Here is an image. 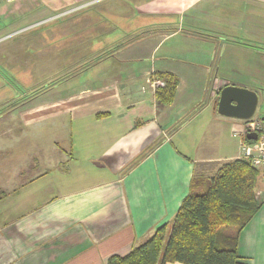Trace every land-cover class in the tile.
<instances>
[{"label": "crops", "instance_id": "obj_1", "mask_svg": "<svg viewBox=\"0 0 264 264\" xmlns=\"http://www.w3.org/2000/svg\"><path fill=\"white\" fill-rule=\"evenodd\" d=\"M122 3L108 7L118 23L70 21L83 31L80 41L104 43L105 53L78 64L88 63L79 85L60 98L0 102V264H106L125 256L171 223L193 176H212L221 163L242 158L233 133L244 121L218 114L217 104L220 89L235 85L257 93L256 110L264 105V0ZM159 72L178 78L172 103L161 109ZM0 90L7 96L1 74ZM42 125L55 148L41 155L49 166L38 168L34 157L39 172L26 175L24 140L41 139ZM255 195L259 208L239 234L238 254L264 264L261 176Z\"/></svg>", "mask_w": 264, "mask_h": 264}, {"label": "rangeland", "instance_id": "obj_2", "mask_svg": "<svg viewBox=\"0 0 264 264\" xmlns=\"http://www.w3.org/2000/svg\"><path fill=\"white\" fill-rule=\"evenodd\" d=\"M17 1H0V47L6 54V63L0 66V74L8 82L7 96H1L0 102L9 100L11 106L16 105V102L27 103L32 98L42 101L60 98L69 92L72 85L80 84V72L86 69L88 63L83 67L78 64L86 61V57L93 55L95 58L102 51L104 43L101 41L103 39L97 37L80 41L79 36L83 31L77 25H71L70 21L86 17L106 19L115 24L118 19L108 7L126 1L135 3V0H100L77 11L59 14L64 10L69 11L71 5L81 0L70 1L59 7H54L50 0H34L26 7H17ZM127 14L133 16L136 13L127 9ZM132 18V21L143 22L135 15ZM93 58L89 66L94 62ZM254 116H264V105H259ZM216 128L221 129L218 124ZM47 129V126L42 125L41 139L26 137L24 140L25 161L20 165L24 166L26 175L39 172V169H33L37 164L32 162L34 157L40 160L38 168L45 164L49 166L47 164L50 162H42L45 160L41 156L55 148L53 140L47 137ZM26 134L29 133L26 131ZM62 168L63 165L58 170Z\"/></svg>", "mask_w": 264, "mask_h": 264}, {"label": "trees", "instance_id": "obj_3", "mask_svg": "<svg viewBox=\"0 0 264 264\" xmlns=\"http://www.w3.org/2000/svg\"><path fill=\"white\" fill-rule=\"evenodd\" d=\"M153 76L162 83L154 91L161 109L172 103L178 78L169 72ZM259 177L244 158L221 163L212 176H193L171 223L159 225L127 255L110 256L106 264H247L238 254V238L259 208Z\"/></svg>", "mask_w": 264, "mask_h": 264}, {"label": "water", "instance_id": "obj_4", "mask_svg": "<svg viewBox=\"0 0 264 264\" xmlns=\"http://www.w3.org/2000/svg\"><path fill=\"white\" fill-rule=\"evenodd\" d=\"M258 102L257 93L242 86L226 85L219 91L217 113L231 118L249 119ZM247 139H255V133H248Z\"/></svg>", "mask_w": 264, "mask_h": 264}, {"label": "built area", "instance_id": "obj_5", "mask_svg": "<svg viewBox=\"0 0 264 264\" xmlns=\"http://www.w3.org/2000/svg\"><path fill=\"white\" fill-rule=\"evenodd\" d=\"M4 2H15L17 0H0ZM156 85L162 83L157 80ZM243 128L233 134L240 137L242 158L249 160L252 167L257 169L264 181V116H253L243 120ZM248 133H255V139H247ZM256 200V195H255ZM257 202V200H256Z\"/></svg>", "mask_w": 264, "mask_h": 264}, {"label": "flooded vegetation", "instance_id": "obj_6", "mask_svg": "<svg viewBox=\"0 0 264 264\" xmlns=\"http://www.w3.org/2000/svg\"><path fill=\"white\" fill-rule=\"evenodd\" d=\"M242 120H245V119H242Z\"/></svg>", "mask_w": 264, "mask_h": 264}, {"label": "bare ground", "instance_id": "obj_7", "mask_svg": "<svg viewBox=\"0 0 264 264\" xmlns=\"http://www.w3.org/2000/svg\"><path fill=\"white\" fill-rule=\"evenodd\" d=\"M159 78V77H158Z\"/></svg>", "mask_w": 264, "mask_h": 264}]
</instances>
